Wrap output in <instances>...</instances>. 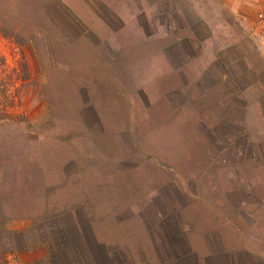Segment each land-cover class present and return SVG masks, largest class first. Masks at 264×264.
<instances>
[{
	"label": "rangeland",
	"instance_id": "1",
	"mask_svg": "<svg viewBox=\"0 0 264 264\" xmlns=\"http://www.w3.org/2000/svg\"><path fill=\"white\" fill-rule=\"evenodd\" d=\"M24 226L77 264L264 260V0H0V263Z\"/></svg>",
	"mask_w": 264,
	"mask_h": 264
},
{
	"label": "crops",
	"instance_id": "2",
	"mask_svg": "<svg viewBox=\"0 0 264 264\" xmlns=\"http://www.w3.org/2000/svg\"><path fill=\"white\" fill-rule=\"evenodd\" d=\"M27 227V226H26ZM25 226L19 228V231H23L29 239L25 242L24 246H15L8 254L7 264H77L68 254H64L65 250L62 247L64 244V237L61 234L51 239L49 236L44 239L42 234H39L38 230H35L33 234H30ZM44 240L46 242H44ZM99 244V243H97ZM97 248V247H96ZM99 251H102L101 253ZM91 259L88 258V264H108L111 256L108 255L105 250L97 249ZM259 254H246L234 256L230 263H218V264H264V260ZM90 260V261H89ZM79 264H87L86 262L79 261Z\"/></svg>",
	"mask_w": 264,
	"mask_h": 264
},
{
	"label": "trees",
	"instance_id": "3",
	"mask_svg": "<svg viewBox=\"0 0 264 264\" xmlns=\"http://www.w3.org/2000/svg\"><path fill=\"white\" fill-rule=\"evenodd\" d=\"M31 8H33V7H31ZM36 10H38V8L36 9ZM35 10V11H36ZM43 12V11H42ZM43 14H44V12H43ZM37 21V25H34V26H38L39 25V27H40V30H42V31H45L46 30V27H45V24L42 22V21H39V20H36ZM0 264H2V263H0Z\"/></svg>",
	"mask_w": 264,
	"mask_h": 264
}]
</instances>
